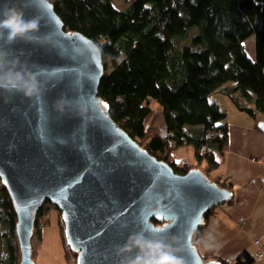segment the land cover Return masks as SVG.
Returning a JSON list of instances; mask_svg holds the SVG:
<instances>
[{
	"label": "water",
	"instance_id": "95a60500",
	"mask_svg": "<svg viewBox=\"0 0 264 264\" xmlns=\"http://www.w3.org/2000/svg\"><path fill=\"white\" fill-rule=\"evenodd\" d=\"M50 4L40 32L49 35L52 47L19 41L12 48L45 66L55 87L43 100L0 94V182L16 215L18 264H35L31 238L44 202L60 211L76 264H118L112 246L154 221H174L161 235L179 234L190 225L202 228L209 208L230 201L232 191L199 168L175 172L116 124L98 95L103 62L92 67L70 58L69 45L87 36L67 30ZM3 5L28 17L37 14L30 0H0ZM61 93L78 95L85 111L58 116L51 103ZM257 128L264 134V121ZM189 264L223 263L196 251Z\"/></svg>",
	"mask_w": 264,
	"mask_h": 264
},
{
	"label": "trees",
	"instance_id": "16d2710c",
	"mask_svg": "<svg viewBox=\"0 0 264 264\" xmlns=\"http://www.w3.org/2000/svg\"><path fill=\"white\" fill-rule=\"evenodd\" d=\"M49 1L67 30L81 32L102 47L105 70L98 95L108 104L111 118L175 172L195 167L209 176L224 160L227 113L209 99L211 93L227 94L238 110L254 118L264 116V0H134L123 9L113 0ZM193 27L197 31L191 36ZM249 37L253 57L244 45ZM260 121L256 118V128ZM184 145L192 148L196 165L174 163L172 152ZM213 180L232 190L225 178ZM2 190L1 203L12 227L7 251L10 264H18L16 215L4 186ZM211 213H205L204 224ZM62 240L64 249L69 248L64 236ZM216 260L254 264L247 252L234 263Z\"/></svg>",
	"mask_w": 264,
	"mask_h": 264
},
{
	"label": "clouds",
	"instance_id": "9594fccd",
	"mask_svg": "<svg viewBox=\"0 0 264 264\" xmlns=\"http://www.w3.org/2000/svg\"><path fill=\"white\" fill-rule=\"evenodd\" d=\"M37 14L31 17L15 6H0V94L9 97L21 96L28 100H43L55 84L45 66L24 57L23 50L14 51L12 46L22 41L41 47H52L49 35L40 32L41 22L51 7L49 0H30ZM62 54V53H61ZM69 56L85 66H97L103 62L102 47L87 37H81L69 45ZM58 116L78 115L85 111L81 98L69 97L61 93L51 103ZM174 221H165L151 227L142 226L131 232L123 244L112 246L118 264H189L192 252L200 247L210 249L215 246L214 237L209 233L196 238L194 226L183 228L179 234L161 235L170 232ZM147 233V234H146Z\"/></svg>",
	"mask_w": 264,
	"mask_h": 264
},
{
	"label": "crops",
	"instance_id": "0c3cea01",
	"mask_svg": "<svg viewBox=\"0 0 264 264\" xmlns=\"http://www.w3.org/2000/svg\"><path fill=\"white\" fill-rule=\"evenodd\" d=\"M227 113L228 145L224 160L209 176L225 178L232 186V199L212 208L197 239L210 233L215 246L210 249L201 246L198 252L204 258H220L228 263H234L240 253L247 252L254 258V264H264V183L259 179L264 174V162L251 160L264 156V134L255 127L258 115L254 118L234 106ZM252 178L255 180L251 181ZM51 220L53 238L46 239L41 248L46 251L49 264L63 259L67 260L65 264H72L60 239L55 213ZM43 228L39 241L45 232ZM258 252L263 255L257 256Z\"/></svg>",
	"mask_w": 264,
	"mask_h": 264
},
{
	"label": "rangeland",
	"instance_id": "374dc122",
	"mask_svg": "<svg viewBox=\"0 0 264 264\" xmlns=\"http://www.w3.org/2000/svg\"><path fill=\"white\" fill-rule=\"evenodd\" d=\"M134 0H113L114 4L117 6V8L123 9L126 8L129 4H131ZM197 31L196 27H193L191 29V36ZM244 45L246 48V51L248 55L253 56L254 55V42H253V37H249L244 41ZM104 64V63H103ZM108 67H110V63H108ZM105 70V66H104ZM209 99L211 101H214L218 103L221 108L227 113V110L230 111L233 106V102L230 101V98L227 96V94L222 93V92H214L209 95ZM239 102L241 103H246L245 99L239 96ZM153 105H155V101L152 102ZM228 114V113H227ZM258 117L260 119L264 120V116L258 114ZM172 157L174 160V163L176 164L177 167H181L184 162H187L188 164L191 165H196L194 156H193V151L190 146H181L179 148H176L172 152ZM264 157V156H262ZM3 185L0 182V264H10V258H9V253L7 251V241L8 238L10 237L12 233V227L11 224L8 220V213L6 207L2 206V201L4 199V191L2 190ZM43 209L41 210V213L38 214L39 208L36 213V226L34 227V234L31 238V249H32V257L35 261V264H49V260L47 258V253L46 251L41 248V245H44L46 242V239H52L53 235L51 233L50 227L52 225V214L55 213L57 217V224L59 228V235L60 239L62 240V237L64 236V224L62 221V218L60 216V211L55 208L52 204L49 202H44L43 204ZM216 205L212 206L210 209L215 207ZM43 221H47V225L45 228H43L41 225H43ZM34 222V223H35ZM56 223V220H55ZM35 225V224H34ZM39 225V226H38ZM38 227H41L40 230L43 228L45 232L42 235L41 241H39L40 236H41V231L36 232ZM49 227V228H48ZM13 232L14 231V225H13ZM16 237V236H15ZM63 241V240H62ZM66 249V256L68 260L72 264H76V257L73 255V251L70 248H65ZM18 253H19V248H18ZM20 258V254H19ZM204 258V257H203ZM207 259V258H204ZM67 262L66 259H63L62 261H58L56 264H65Z\"/></svg>",
	"mask_w": 264,
	"mask_h": 264
},
{
	"label": "built area",
	"instance_id": "2783aa9c",
	"mask_svg": "<svg viewBox=\"0 0 264 264\" xmlns=\"http://www.w3.org/2000/svg\"><path fill=\"white\" fill-rule=\"evenodd\" d=\"M251 160L255 161V162H260V161L264 162V157H251ZM254 180H255V178L251 179V181H254ZM260 180H261V182L264 183V174L261 175ZM255 242L257 243L258 241L256 240ZM257 256H261V252H258Z\"/></svg>",
	"mask_w": 264,
	"mask_h": 264
},
{
	"label": "bare ground",
	"instance_id": "6f19581e",
	"mask_svg": "<svg viewBox=\"0 0 264 264\" xmlns=\"http://www.w3.org/2000/svg\"><path fill=\"white\" fill-rule=\"evenodd\" d=\"M260 162H263V161H260ZM261 177V176H260ZM260 179V178H259ZM261 181V180H260ZM263 183V182H262ZM263 255V253L261 252V256ZM261 256H259V257H261Z\"/></svg>",
	"mask_w": 264,
	"mask_h": 264
},
{
	"label": "snow or ice",
	"instance_id": "6c2138e0",
	"mask_svg": "<svg viewBox=\"0 0 264 264\" xmlns=\"http://www.w3.org/2000/svg\"><path fill=\"white\" fill-rule=\"evenodd\" d=\"M51 7H49V9H50ZM105 107H107V105H105ZM165 211H167L166 209H165ZM161 215H163V213H161Z\"/></svg>",
	"mask_w": 264,
	"mask_h": 264
}]
</instances>
